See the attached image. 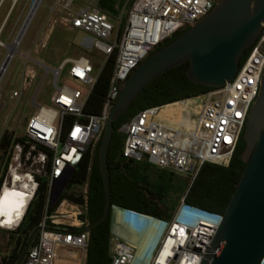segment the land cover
<instances>
[{
  "label": "built area",
  "instance_id": "built-area-1",
  "mask_svg": "<svg viewBox=\"0 0 264 264\" xmlns=\"http://www.w3.org/2000/svg\"><path fill=\"white\" fill-rule=\"evenodd\" d=\"M14 1L10 0L0 30ZM71 2L55 0L50 9L59 10L67 28L87 35L101 63L95 70L84 54L62 58L57 67L50 69L55 90L49 96V106L36 104L33 113L25 118L22 131L12 135L5 148L0 161V188L11 187L23 194L20 217L11 229L21 220L41 182L44 190L37 230L20 264H55L59 252L73 255L74 264H83L88 239V230L84 229L88 224L84 214L86 181L68 184L69 177L98 141L110 105L133 67L165 39L206 13L214 0H125L129 4L117 16L99 9L96 0H87V5L75 10L70 9ZM112 53L113 64L100 108L96 113H84L99 70ZM263 67L264 23L232 78L174 101L180 104L170 123L157 115L161 105L141 108L121 123V155L134 160L143 157L154 167L190 178L203 162L226 166L257 93ZM61 70L71 81L85 87L84 92L65 84L56 86ZM33 76V69L27 67L22 83ZM16 94L12 92V96ZM14 136L18 138L13 140ZM61 183L60 191L53 196ZM64 190L76 200L61 196ZM130 212L157 222L160 232L146 258L134 260L135 246L110 230L109 264H198L220 219L219 214L181 199L168 220L132 209ZM123 228L140 233L135 227ZM257 264H264V251Z\"/></svg>",
  "mask_w": 264,
  "mask_h": 264
},
{
  "label": "water",
  "instance_id": "water-1",
  "mask_svg": "<svg viewBox=\"0 0 264 264\" xmlns=\"http://www.w3.org/2000/svg\"><path fill=\"white\" fill-rule=\"evenodd\" d=\"M262 23L264 0H214L206 13L155 47L133 67L120 85L102 125L96 159L103 205L101 214L84 229L103 220L110 210L106 151L113 129L111 122L146 83L184 61H187L185 75L193 83L216 87L232 78L240 56L254 41ZM16 35L17 31L12 42ZM7 55L0 69L7 63ZM241 139L243 149L239 158L244 167L198 264H257L264 251V67L245 117ZM36 230L28 234L15 264L21 261Z\"/></svg>",
  "mask_w": 264,
  "mask_h": 264
},
{
  "label": "trees",
  "instance_id": "trees-1",
  "mask_svg": "<svg viewBox=\"0 0 264 264\" xmlns=\"http://www.w3.org/2000/svg\"><path fill=\"white\" fill-rule=\"evenodd\" d=\"M96 6L112 14L119 10L120 3L118 0H96ZM182 30L171 35L161 44L169 41ZM246 51L247 48L244 49L239 61ZM113 59L114 54L112 53L101 66L85 101L84 113H96L99 110ZM186 66L187 61L172 66L146 83L125 110L111 122L113 129L106 151V165L109 203L114 207L108 211L103 220L88 229L83 264H109L108 249L113 222L111 215L115 210L132 209L168 220L181 199L186 204L212 213L220 215L223 212L234 189V183L244 167V163L239 158L243 149L241 133L226 166L203 162L192 178L164 168L154 167L143 157L138 160L126 158L120 152L123 134L118 128L139 109L192 97L212 88L189 81L185 75ZM11 136L10 132L0 133V161L5 148L11 141ZM17 138L14 136L13 140ZM97 144L98 141L90 153L86 151L81 161L75 165L68 180V184L76 185L86 181L84 214L88 223L101 214L103 205V192L96 159ZM2 172L3 169L0 170V183ZM43 191L41 182L17 226L11 230L1 229L6 232L5 243L11 245V248L5 256L0 257V264H15L28 234L36 228L40 219ZM60 195L72 201L76 200L71 192L65 190Z\"/></svg>",
  "mask_w": 264,
  "mask_h": 264
},
{
  "label": "rangeland",
  "instance_id": "rangeland-1",
  "mask_svg": "<svg viewBox=\"0 0 264 264\" xmlns=\"http://www.w3.org/2000/svg\"><path fill=\"white\" fill-rule=\"evenodd\" d=\"M30 1L15 0L9 11L0 30V64L7 53L5 45L12 43L16 31L18 33L30 7ZM39 1L0 76V133L6 131L12 135L19 134L25 118L33 113L36 104L49 106V96L55 90L50 69L57 67L62 58L84 54L95 70L100 67L101 59L90 47L87 35L79 30L67 28L60 19L59 10L50 9L55 0ZM118 1L120 8L112 13L116 16L122 8H127L125 0ZM9 3L10 0H2L0 3V22ZM85 5L87 0H72L70 9L75 10ZM120 17L123 20L124 14ZM27 67L33 69L34 76L26 78V82L22 83L23 70ZM62 84L80 92L85 90V87L67 78L64 70L59 71L55 82L56 86ZM13 91H17L15 96H12ZM177 174L182 175L178 172ZM123 227L122 222L113 220L111 231H116L123 238H130L134 242L130 231L126 232ZM1 229L11 228L0 227V257L5 256L11 248V245L5 243L6 232ZM134 236L140 238L137 233H134ZM149 242H153L152 239ZM75 260L73 255L59 252L55 264H74Z\"/></svg>",
  "mask_w": 264,
  "mask_h": 264
},
{
  "label": "bare ground",
  "instance_id": "bare-ground-1",
  "mask_svg": "<svg viewBox=\"0 0 264 264\" xmlns=\"http://www.w3.org/2000/svg\"><path fill=\"white\" fill-rule=\"evenodd\" d=\"M39 0H32L30 3V7L28 12L24 18V22L22 23L19 31L16 35L14 41L10 44L5 45L7 49V57L6 60L10 58L11 52L14 50L15 46L17 45L22 32L26 28L30 17L32 16ZM40 2V1H39ZM6 66V65H5ZM5 66L0 69V76L2 71L4 70ZM180 102H173V103H166L160 106L157 115L158 116H165L170 118V114L173 111H177ZM23 194L19 190H15L11 187L2 186L0 188V226L1 227H11L13 226L16 221L20 217V205L23 200ZM111 219L122 222L124 227L133 228L135 227L138 229L140 238L133 236L135 232H130V236H132L135 241L132 242L130 238H124L131 244L135 246V255L134 260L138 259L139 257L146 258L149 250L152 248L156 238L160 232V224L157 222L142 217L140 215H133L130 210H115L112 212ZM175 226H173L174 228ZM152 239L153 242H149Z\"/></svg>",
  "mask_w": 264,
  "mask_h": 264
},
{
  "label": "crops",
  "instance_id": "crops-1",
  "mask_svg": "<svg viewBox=\"0 0 264 264\" xmlns=\"http://www.w3.org/2000/svg\"><path fill=\"white\" fill-rule=\"evenodd\" d=\"M177 114V111H173L171 114H170V118L169 117H165V116H159L160 119L170 123L171 120L174 119L175 115ZM125 235H128V233L126 232H123ZM134 236V235H133Z\"/></svg>",
  "mask_w": 264,
  "mask_h": 264
}]
</instances>
